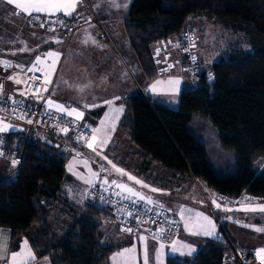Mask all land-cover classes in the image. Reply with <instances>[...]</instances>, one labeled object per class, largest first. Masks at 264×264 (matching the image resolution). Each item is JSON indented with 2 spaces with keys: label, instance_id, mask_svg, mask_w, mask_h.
Instances as JSON below:
<instances>
[{
  "label": "trees",
  "instance_id": "obj_1",
  "mask_svg": "<svg viewBox=\"0 0 264 264\" xmlns=\"http://www.w3.org/2000/svg\"><path fill=\"white\" fill-rule=\"evenodd\" d=\"M197 16L217 19L244 33L252 50L235 46L228 57L205 66L190 22ZM186 30L196 35L201 73L197 84L181 90L178 109L140 90L125 96L120 129L128 132L140 158L150 164L204 180L229 200L244 194L264 199V174L252 167L254 160L264 157V0H132L125 18L127 36L150 80L157 77L151 45L180 37ZM196 118L211 120L221 146L235 152L234 172L216 174L206 144L188 129ZM24 134L17 130L4 138L17 148ZM64 139L78 148L84 145L52 131H34L23 163L16 165L13 176L0 180V226L12 230V240L26 237L37 259L48 257L51 264H111V253L120 245L102 242L103 221L112 215L109 207L88 200L82 216L60 237L50 225L47 201L57 196L66 177ZM228 245L226 237L207 241L191 262L225 264ZM167 264L187 262L168 257Z\"/></svg>",
  "mask_w": 264,
  "mask_h": 264
},
{
  "label": "rangeland",
  "instance_id": "obj_2",
  "mask_svg": "<svg viewBox=\"0 0 264 264\" xmlns=\"http://www.w3.org/2000/svg\"><path fill=\"white\" fill-rule=\"evenodd\" d=\"M84 2V5L81 6L83 14H85L82 19H86V13H89L95 23L86 22L78 26V28L72 33L70 39L64 42L65 46L63 45L60 47L62 52L58 56L55 70L52 71L50 68L48 70L49 73H47L49 79L51 78L50 84L52 85H54L55 78L57 76V85H60L59 83H61L63 78L65 68L63 63L70 56V52L66 54L67 45H71L72 40L84 33L90 25H94L93 28L96 29V31H99L98 37L96 35L99 43L96 44L91 42L92 44H83L80 48H78V50H83L85 52L81 60L90 63L85 68V72L88 74L87 76L92 77L90 70L93 65H91V63L96 60L99 62L100 55L102 56V60L105 61V65L102 67L97 66L96 70L100 71L101 69H104L107 71L110 69L112 72L108 74L98 72L96 77L99 79L104 77V80L108 82H111L113 78L114 80L116 78V72L119 67H117L115 59H118V57L121 61H124L123 63L125 66L130 64V60L132 58L138 62L137 55L127 36L124 25V18L128 14L132 0H84ZM116 5H118V7ZM99 16L106 18L107 21L103 24L102 20L99 21L97 19ZM190 22L194 26V30L198 36V53L203 58L204 64L207 67H210L221 58L228 57L229 52H232L235 46H239L238 48L243 50H252L247 43L244 33L234 30L231 26H228L217 19L197 16L191 18ZM103 37L109 40L111 44L101 42ZM81 41L82 43H86L83 40ZM81 41H78V43ZM28 49L32 50L31 47H28ZM64 57L65 59L62 62ZM60 65L61 70L58 74L56 71L60 68ZM30 67L33 68V66ZM181 69L173 67L172 74L156 78V81L153 83L151 89H143L145 95L150 97V94H153V92L156 91L160 94L155 97L156 99L168 104L174 109H178L181 90L185 87L195 86L188 84L186 82L187 79L180 76L183 72L180 71ZM84 75L85 74L81 77H85ZM130 76L132 77L135 85L139 87L140 84L138 85L139 79L137 75L131 74ZM177 81L178 83H176ZM62 86H59V88H62ZM132 90L133 88L131 87V84L123 79V81L120 80L118 82V85L113 84L110 88L97 90L95 91V94H91V92L86 89L83 91V95H86L89 99H107L110 101V99L115 98L116 96L132 92ZM76 92L77 91L74 92V89L71 88V90L65 92V94L68 93L70 96L76 98V95H74ZM79 92L82 94V91L79 90ZM112 93L114 94L111 95ZM108 108L114 109L112 107ZM117 111L121 112L118 119H113L108 115L102 119V122H104L103 125L108 124L110 128H113L114 130L116 129V131L119 129V118L121 117L122 119L125 114L122 105L117 108ZM109 112H111V110H109ZM188 129L206 144L209 161L216 174L226 175L234 172L236 167L235 152L232 150H225L221 146L218 130L211 120L205 118L193 119L189 122ZM100 133L101 132H95L94 135L99 136ZM2 136L4 137L5 135H1L0 137L2 138ZM103 138V140L106 141L103 144L106 151L96 150L95 153L94 151H90L93 154L87 156L89 163L95 167L96 173L101 174L103 178H106V180L107 177H104L106 175L108 177L113 176L114 178H120L122 172L117 171L119 164L114 160V158H116L115 153H117L116 146L118 139H115L114 136L107 139L104 135ZM104 157H107V159H104ZM109 161H111V163H109ZM113 165L116 167L114 168ZM127 166H131V164L128 163ZM252 167L257 174H264V157L254 160ZM137 169L138 167L136 168V171L128 168H121L120 170H123V173H126L127 175H139ZM147 171L146 179L148 181L144 180L142 184H146L148 182L152 184L151 180H158V189L155 191L156 196H152L153 192L151 191V196L150 194L142 196L146 201L143 204L157 206L154 203L156 198H163L164 200L162 199V206L174 213L176 212L175 210L179 209L176 207V202H181L180 205H182L181 207L184 210L183 217L186 214H197L199 211L207 217V219L202 218V224L207 228L208 232L216 235L219 233L222 234L223 232L226 238H230L237 245H241L246 248H254L261 245L264 246V231L255 230L257 228L264 229V211L259 210L262 206H264V199L252 198L236 202L235 200H229L220 195L222 199L219 203L221 204H218L213 200H210V196L212 195L211 189L213 188L209 186L207 182H204V180L199 179L198 181L192 182V180L187 176L184 175L180 178L176 174L178 173L177 171L164 167L153 168ZM138 181L142 182V179ZM67 183V177H65L57 196L53 199H48L47 201L50 209L49 221L57 237H60L71 226V220L82 216L80 212V209H82L81 201L79 200L80 197L75 198L78 195L77 192L74 195L75 199L68 197L66 193ZM72 199V202L74 203L70 202ZM149 201H151V203ZM139 202H141V200ZM72 204L76 205L74 209L71 208L73 207ZM253 208L257 210H249ZM112 215L107 216L103 221V231L105 232L103 243L111 246H118L120 244V246L111 253V264H145V253L147 264H166V254H175V252H182V254L186 256L183 260H185L187 264H192L191 259L194 248L188 247V244L182 242L181 239H178L172 248H168L163 243L157 242L147 235L131 236V238H127L125 233H130L123 232ZM190 229L196 234L202 232L199 234L200 236H206L205 232L207 231H198L193 227ZM183 233L185 234L184 229L179 235L185 237L186 235H182ZM21 238L23 237L21 236ZM20 239L18 236L17 243L15 244L12 252H10L9 264H13L11 259L12 254H18L17 261L24 260L19 255L25 252L23 245L21 246L19 243ZM161 245H163V247H161ZM125 249H134V252L130 251L126 253ZM121 253H123V255H118ZM28 257L29 256H27L26 259ZM114 257L115 259H113Z\"/></svg>",
  "mask_w": 264,
  "mask_h": 264
},
{
  "label": "crops",
  "instance_id": "obj_3",
  "mask_svg": "<svg viewBox=\"0 0 264 264\" xmlns=\"http://www.w3.org/2000/svg\"><path fill=\"white\" fill-rule=\"evenodd\" d=\"M25 2L26 0H14L13 3H8L7 0H0V81L2 82V79L5 75H9L7 80L5 81L6 92L13 98L24 99L29 103L36 104L37 99H35L31 95L29 89V83L32 74L34 72V70H32L30 66L36 65V67L39 69V72L43 74L44 88L47 91H49V100L53 101V104L50 106V108L54 111H57L58 113L67 114V115L69 114L66 111H61L57 107V105L62 106L63 109H67V110L75 109L77 113L82 112L83 116L79 120L91 122L94 125V129H99L98 132H101L99 136L94 135L95 132L93 133L92 137L96 136L97 137L96 140H92V137L90 138V140H88L89 143L93 144V147H95L96 150L106 151L104 145L103 147L100 146V141L104 139L103 135L106 136L107 139H110L114 136L115 139H118V143L116 146L117 153H115L116 158H114L116 163L119 164L118 169L128 168L133 171H136V168L138 167L137 172L139 173V175L121 174L120 178H114L113 176L108 177L106 175L104 176L107 177L106 180V178H103L101 174H97L95 171V167L89 163V159L87 156L93 154L92 152H90L93 151L92 148H89L87 144L82 145V148L80 147L78 148L72 142H69L64 139L61 142V145L67 157L65 171L68 181L66 188V193L68 197L73 199L80 197L79 200L81 201V207H82V209H80V212L82 214L85 205L88 203V197H87L88 185L94 182L99 183L104 187H109L111 185L118 186L122 189L125 195L136 198L138 201L141 200L142 203L146 201L141 197L146 196V194H150L151 196L150 191L153 192L152 196H156L155 195L156 192L153 191V189H158L157 188L158 180H151L152 184H150L149 182L146 184H142V183L144 180H147L146 179V173L148 172L147 170H151L153 168H159V167L162 168L163 166L156 163L150 164L146 160L140 158L139 150L131 143L128 132L120 129L121 117L119 118L118 131H116V129L114 130L113 128H110L108 124L103 125L104 122H102L103 121L102 119L107 115L111 116L113 119L114 118L118 119L121 112H118L117 108L120 105H122L124 111L126 110L125 104L122 102V99L125 96L133 93L134 91L139 90L140 88L151 89L153 83L156 81V78L158 77H156L153 80H150L145 74L139 60L138 63L134 58H132L130 60V64H128V66H125V64L123 63L124 61L123 60L121 61L118 57V59H115L117 67H119L116 72L115 80L113 78L111 82H108L104 80L103 77L101 78L102 79L101 81V79L96 77V74H98V72L102 74H108L112 72V70L110 69H108L107 71H105L104 69H101L100 71L96 70L97 66L102 67L103 65H105V61L102 60L101 55L99 56L100 57L99 62L98 60H96L95 62L91 63V65H93V67L90 70L92 77L87 76L88 74H86L85 68L90 63L81 60L85 52L83 50H78V48H80V46H82L83 44H89L91 42L93 43V41H95L96 44L99 43L96 38V35L98 37L99 31H96V29L93 28L94 25H90V27L84 33H82L79 37H77L78 39L75 37V39L72 40L71 45L70 44L67 45L68 47L66 50V54L70 52V56L66 61H64L65 57L62 60V62L64 61L63 64L65 65V68L63 72V78L61 80V83H59L60 85H57L58 76L55 78L54 85L50 84L51 78L49 79V76L47 75V73H49L48 70L51 68V65L53 64L54 61L56 67L58 56L62 52L60 47H62L63 45L65 46L64 42L59 41V38L62 35V31L60 30L46 31L36 27H30L28 25H24L23 18H21L20 16L18 17L16 15V12H19L24 16L27 15V13H25L22 9L17 8L16 3H25ZM83 2L84 0H77L76 8L74 11H72L71 15H64L63 13H58V14H54V16L55 15L62 16L70 19L82 18L85 15L83 14V9H81V6H83ZM116 6L118 7V5ZM33 14H44V13L33 12ZM86 15L88 17V15L90 14L86 13ZM125 18H124V25H125ZM97 19L99 21L102 20L103 24L105 21H107L106 18H103L101 16H99ZM87 22L95 23V21L93 20L91 21L88 20ZM81 40L85 41L86 43H82ZM78 41L81 42L78 43ZM168 41H170V39ZM168 41H160L151 45L154 57H157L159 59H164L163 55L155 54V51L159 46H161V44L164 45ZM101 42L103 43L105 42L106 44H111L110 41L104 37L101 39ZM28 47H31L32 50H29ZM48 53H53L56 55L49 57L47 55ZM38 60L42 61V63H37ZM167 60L169 64L172 66V68L173 67L180 69L182 68L180 71L184 70L182 53L178 51H172L169 57L167 58ZM4 62H8L10 66L8 68H5ZM12 70L14 71L11 72ZM60 70H61V65L56 72L59 74ZM83 74H85L84 75L85 77L82 78L81 76ZM131 74L137 75L139 79L138 85L140 84L139 87L135 85L134 81L132 80V77L130 76ZM123 79L126 80L129 84H131V87L133 88L132 92H129L128 94L116 96L115 98L110 99V101L107 99H103V100L89 99L87 98L86 95H83V91H85L86 89L90 91L91 94H95V91L97 90L110 88L111 86H113V84L118 85V82L120 80L123 81ZM59 86H62V88H59ZM71 88L74 89V92L77 91L76 94H74L76 95V98L70 96L68 93L65 94V92L71 90ZM78 89L82 91V94H80ZM113 94L114 93H112L111 95ZM157 95L160 94L155 91L153 92V94H150V97L156 99L155 97H157ZM106 102H110V103H106ZM108 107L110 108L112 107L114 109H109ZM109 110H111V112H109ZM71 116L76 118L75 114ZM128 163H130L131 166H127ZM15 173H16V164L14 163V161L9 157L0 156V180L6 177H11ZM176 174L180 178L184 176L182 173L179 172ZM129 176L134 177L135 179H129ZM185 176L191 179L192 182L198 181L197 178L192 177L191 175H185ZM141 179L142 182L137 183V181ZM105 181H107V183H105ZM129 188L132 189L131 192L128 191ZM211 191H212V195L210 196V200H213L214 202L221 204L219 203V201L222 199V197H220V194L213 189H211ZM76 192L78 195L74 198ZM136 193H138L139 195H136ZM73 199L69 201L72 202ZM162 199L163 198H156L155 200V202L160 203L161 205H158L155 202L154 203L158 207L159 206L163 207L162 203L164 199L163 200ZM176 203H177L176 207L179 209L175 210L176 212L174 213L173 212L170 213L176 216L180 220L181 229L182 231L183 229L185 231V234L183 233L182 235H186L185 237H182L180 235L174 236L171 234H166L165 239L162 240L152 236L148 231V229H145L139 233H130L131 235L125 233V236L127 238H131V236L147 235L153 240L163 243L168 248L170 247L172 248L176 243V241L178 239H181L182 242L188 244V247L194 248L195 252L193 251L192 258L196 255V253H198L200 250H202L205 247L207 241L225 239V235L223 234V232L221 234L219 233V231H218L219 234L216 232L218 235L212 234V235L200 236L199 234L202 232L196 234L190 228L193 227L195 230L208 232L207 228L202 224L203 219H205L204 218L205 215H203V213L199 211L197 214L195 213L186 214L183 217L184 210L181 207L182 205H180L181 202H176ZM72 205L73 207L71 208L74 209L76 205L74 204ZM77 219L78 218L71 220L72 224ZM22 237L23 238L19 236V239L21 238L19 240V243L21 246L23 245L25 252L23 253V255H20V257L24 259L23 261H25L26 264H51L50 259L48 257L37 259L36 254L28 239L24 236ZM104 237H105V232L103 234V239ZM17 238L18 237L12 240V244L9 250V255L10 252H12V250L14 249L15 244L17 243ZM29 252L31 253V258L28 257L26 259ZM168 257H175L183 260V258H185L186 256H184L182 252H175V254H166V258H165L166 264ZM7 264H9V257Z\"/></svg>",
  "mask_w": 264,
  "mask_h": 264
},
{
  "label": "built area",
  "instance_id": "obj_4",
  "mask_svg": "<svg viewBox=\"0 0 264 264\" xmlns=\"http://www.w3.org/2000/svg\"><path fill=\"white\" fill-rule=\"evenodd\" d=\"M16 15L23 18L24 25L46 31H62V35L59 38L61 42L68 41L78 26L88 20H93L90 15L86 19H70L56 15L33 13L24 16L19 12H16ZM60 21H63V23H60ZM195 41V32L186 30L182 36L170 39L164 45L161 44L155 54L163 55L164 59L154 57L157 77L172 74V66L167 58L172 51H178L182 53L184 63V70L180 76L187 79L188 84L196 85L201 73L199 56L194 47ZM8 76L5 75L2 82L0 81V86H2L0 87V117L21 125L25 134L21 146L17 148H11L5 138L3 136L2 138L0 137V156H9L19 168L23 163L27 144L37 129L52 131L62 136L71 137L78 143L88 145V140L94 133V125L91 122L82 121L71 115L52 110L48 104L49 91L44 88V77L41 72L34 71L29 83L31 95L37 99L36 104L29 103L24 99L11 97L6 92L5 81ZM139 90L145 94L143 89L140 88ZM29 120H31V123L28 122ZM64 129H67V131H64ZM87 196L89 201L98 202L109 207L119 227L125 232L139 233L148 229L152 236L163 240L166 234L176 236L182 231L180 220L172 215L168 209L160 206L145 205L136 198L125 195L118 186L104 187L94 182L88 185ZM244 199L252 198L244 194L235 199V201L241 202ZM12 235L10 228L0 226V264H7L8 262ZM227 239L229 242V253L224 258L225 264H264V254L258 255L259 250L264 249V246L246 248L237 245L230 238Z\"/></svg>",
  "mask_w": 264,
  "mask_h": 264
},
{
  "label": "snow or ice",
  "instance_id": "obj_5",
  "mask_svg": "<svg viewBox=\"0 0 264 264\" xmlns=\"http://www.w3.org/2000/svg\"><path fill=\"white\" fill-rule=\"evenodd\" d=\"M8 3H13L14 0H7ZM76 3L77 0H26L25 3H16V7L22 9L25 13L31 15L33 12L35 13H44L47 15H54V14H58V13H63L64 15H71L72 11L75 10L76 8ZM60 23H63V21H60ZM93 43H95V41H93ZM49 57L54 56L56 54L53 53H48L47 54ZM37 63H42V61L38 60ZM4 66L5 68L9 67L10 64L8 62H4ZM32 70L34 71H39V69L36 67V65H33ZM51 70L54 71L55 70V61L53 62V64L51 65ZM19 82V81H17ZM172 83V82H170ZM178 83V81L176 82ZM2 87V86H0ZM46 90V89H45ZM106 103H110V102H106ZM49 106H51L53 104V101L49 100L48 101ZM57 107L61 110V111H66L69 115H76L77 119L82 118L83 113H77L75 109L72 110H67V109H63L62 106L57 105ZM122 111V110H121ZM29 123H31V120L28 121ZM2 130V129H0ZM64 131H67V129H64ZM94 132H98L99 129H94ZM97 137L93 136L92 140H96ZM106 141L101 140L100 141V146L103 147V144ZM89 148H92L93 151H96V148L93 147L92 143H88L87 145ZM99 154V153H98ZM104 159H107V157H104ZM15 163V162H14ZM109 163H111V161H109ZM113 167L115 168L116 166L113 165ZM117 171H121L122 174L127 175L126 173H123V170L117 169ZM129 179H135L134 177L129 176ZM105 183H107V181H105ZM137 183H141L140 181H137ZM123 187V186H121ZM129 192L132 191V189H128ZM153 191H156V189H153ZM136 195H139L138 193H136ZM143 199V197H141ZM151 203V201H149ZM219 206V205H218ZM251 211H256L257 209L253 208V209H249ZM260 211H264V206H262L260 209ZM205 219H207V217H205ZM256 231H264V229H255ZM130 231V230H129ZM206 235H212L211 232H205ZM26 243V242H25ZM161 247H163V245H161ZM133 251L129 250V249H125V252H130ZM259 254H264V249L259 250L258 255ZM17 255L18 254H12L11 255V259L13 264H26L25 261L20 260L17 261ZM19 255H23V253L19 254ZM118 255H123V253L118 254ZM28 256L31 258V253H28ZM115 259V257L113 258ZM145 264H147V258H146V253H145Z\"/></svg>",
  "mask_w": 264,
  "mask_h": 264
},
{
  "label": "water",
  "instance_id": "obj_6",
  "mask_svg": "<svg viewBox=\"0 0 264 264\" xmlns=\"http://www.w3.org/2000/svg\"><path fill=\"white\" fill-rule=\"evenodd\" d=\"M0 129H2L0 130V134L7 135L17 130H23V127L19 124L14 123L11 120L0 117ZM155 203L161 205L160 203Z\"/></svg>",
  "mask_w": 264,
  "mask_h": 264
}]
</instances>
